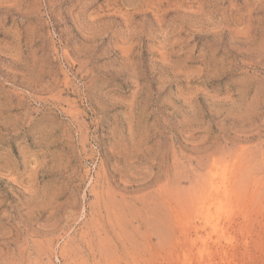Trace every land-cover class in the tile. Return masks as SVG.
I'll return each mask as SVG.
<instances>
[{
	"label": "rangeland",
	"instance_id": "obj_1",
	"mask_svg": "<svg viewBox=\"0 0 264 264\" xmlns=\"http://www.w3.org/2000/svg\"><path fill=\"white\" fill-rule=\"evenodd\" d=\"M0 264H264V0H0Z\"/></svg>",
	"mask_w": 264,
	"mask_h": 264
},
{
	"label": "bare ground",
	"instance_id": "obj_2",
	"mask_svg": "<svg viewBox=\"0 0 264 264\" xmlns=\"http://www.w3.org/2000/svg\"><path fill=\"white\" fill-rule=\"evenodd\" d=\"M211 186H212V183H211ZM216 187V186H215ZM210 189H213V188H211L210 187ZM217 189L216 188H214V190H212V191H210V192H212L213 194H215V191H216ZM214 191V192H213ZM208 195H210V194H208ZM215 197H218L217 195L215 196ZM211 198H212V195H211ZM213 198H214V195H213ZM210 199V198H209ZM216 199V198H215ZM215 199H210V200H215ZM209 200V201H210ZM213 204L215 203V202H212ZM208 204V203H207ZM213 204H211V205H213ZM209 206H210V204H209ZM210 208H208V210H209ZM212 218V217H211Z\"/></svg>",
	"mask_w": 264,
	"mask_h": 264
}]
</instances>
